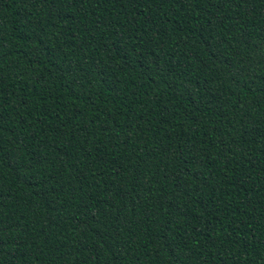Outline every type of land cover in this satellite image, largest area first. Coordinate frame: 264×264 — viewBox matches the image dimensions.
Listing matches in <instances>:
<instances>
[{"label":"trees","instance_id":"obj_1","mask_svg":"<svg viewBox=\"0 0 264 264\" xmlns=\"http://www.w3.org/2000/svg\"><path fill=\"white\" fill-rule=\"evenodd\" d=\"M0 264H264V0H0Z\"/></svg>","mask_w":264,"mask_h":264}]
</instances>
